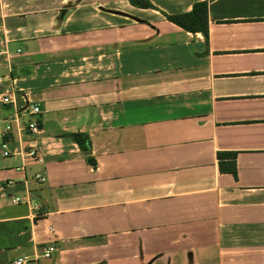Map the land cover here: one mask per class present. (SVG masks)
<instances>
[{
	"label": "crops",
	"instance_id": "obj_1",
	"mask_svg": "<svg viewBox=\"0 0 264 264\" xmlns=\"http://www.w3.org/2000/svg\"><path fill=\"white\" fill-rule=\"evenodd\" d=\"M148 1L0 0V264H264V0Z\"/></svg>",
	"mask_w": 264,
	"mask_h": 264
},
{
	"label": "trees",
	"instance_id": "obj_2",
	"mask_svg": "<svg viewBox=\"0 0 264 264\" xmlns=\"http://www.w3.org/2000/svg\"><path fill=\"white\" fill-rule=\"evenodd\" d=\"M130 3L132 5L142 7V8L155 9L154 6L148 0H130ZM164 16L168 21L184 29L185 31L192 32V33L200 32L203 34L204 38L207 39V35H208L207 2L202 1V2L195 3L192 6V9L187 13L175 14V15L164 14ZM74 138L81 147L85 145L86 137H84L83 135L76 134ZM228 155L232 156L234 154H228ZM231 165L232 166L229 169L230 173H232L235 176L236 169H235L234 162H232Z\"/></svg>",
	"mask_w": 264,
	"mask_h": 264
},
{
	"label": "built area",
	"instance_id": "obj_3",
	"mask_svg": "<svg viewBox=\"0 0 264 264\" xmlns=\"http://www.w3.org/2000/svg\"><path fill=\"white\" fill-rule=\"evenodd\" d=\"M2 53L3 52H1V50H0V55ZM13 87H14L13 79L10 77V74H7L5 76L0 77V104L12 105L17 110V108H18L17 107V101H16V98L14 96ZM38 111H39V108L36 105L30 107V113L37 114ZM10 128H11V126L7 125L5 130L7 131ZM24 128L33 135H38L41 133V129H40V127L36 121H31V122L27 123V125H25ZM35 150H36L35 147H32V149L29 152H27L26 155L30 156V157L35 156V154H36ZM2 155L8 156L9 152L7 150H3ZM34 178L40 182L44 181V177H42L40 175H36ZM24 201L25 200L20 198V197L12 198V202L16 203V204L22 203ZM53 251H54V248L52 246L47 247L44 250L42 257H44V258L50 257L51 254L53 253ZM12 264H28V258L27 257H21V258L17 259L15 262H13Z\"/></svg>",
	"mask_w": 264,
	"mask_h": 264
}]
</instances>
